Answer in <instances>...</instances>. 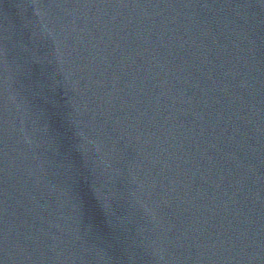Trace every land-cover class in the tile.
<instances>
[{"label": "water", "instance_id": "1", "mask_svg": "<svg viewBox=\"0 0 264 264\" xmlns=\"http://www.w3.org/2000/svg\"><path fill=\"white\" fill-rule=\"evenodd\" d=\"M0 264H264V0H0Z\"/></svg>", "mask_w": 264, "mask_h": 264}]
</instances>
